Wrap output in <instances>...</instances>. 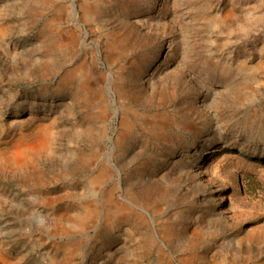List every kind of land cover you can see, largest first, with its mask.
I'll use <instances>...</instances> for the list:
<instances>
[{
    "label": "rangeland",
    "instance_id": "374dc122",
    "mask_svg": "<svg viewBox=\"0 0 264 264\" xmlns=\"http://www.w3.org/2000/svg\"><path fill=\"white\" fill-rule=\"evenodd\" d=\"M0 264H264V0H0Z\"/></svg>",
    "mask_w": 264,
    "mask_h": 264
}]
</instances>
